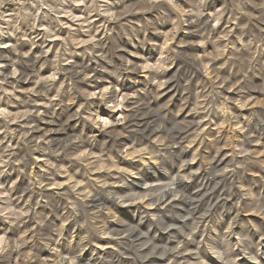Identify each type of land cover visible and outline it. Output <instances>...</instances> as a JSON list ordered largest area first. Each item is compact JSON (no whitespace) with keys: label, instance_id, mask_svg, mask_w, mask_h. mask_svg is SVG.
Wrapping results in <instances>:
<instances>
[{"label":"rangeland","instance_id":"374dc122","mask_svg":"<svg viewBox=\"0 0 264 264\" xmlns=\"http://www.w3.org/2000/svg\"><path fill=\"white\" fill-rule=\"evenodd\" d=\"M0 264H264V0H0Z\"/></svg>","mask_w":264,"mask_h":264}]
</instances>
